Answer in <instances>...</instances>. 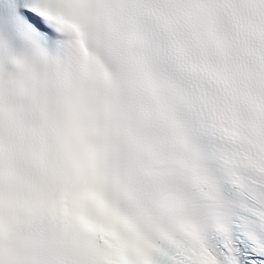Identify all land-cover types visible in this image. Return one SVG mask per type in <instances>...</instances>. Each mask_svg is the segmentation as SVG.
I'll return each instance as SVG.
<instances>
[{
	"label": "snow or ice",
	"instance_id": "snow-or-ice-1",
	"mask_svg": "<svg viewBox=\"0 0 264 264\" xmlns=\"http://www.w3.org/2000/svg\"><path fill=\"white\" fill-rule=\"evenodd\" d=\"M0 264H264V0H0Z\"/></svg>",
	"mask_w": 264,
	"mask_h": 264
}]
</instances>
